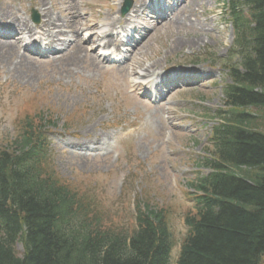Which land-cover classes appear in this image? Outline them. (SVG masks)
<instances>
[{"label": "rangeland", "instance_id": "obj_1", "mask_svg": "<svg viewBox=\"0 0 264 264\" xmlns=\"http://www.w3.org/2000/svg\"><path fill=\"white\" fill-rule=\"evenodd\" d=\"M39 1L0 0V7L16 10L29 26L38 27L43 10H48L56 21H62L68 17L66 10L73 5L67 4L68 0H42L44 6H40ZM133 1L138 4L139 0ZM177 1L159 0L163 7L170 4L173 9ZM229 1L196 0L198 7L192 14L194 2L189 7L183 5L178 20H191L183 27V33L173 24L150 29L149 14H139L130 24L141 29L134 39L139 45V38H144L140 51L132 54L136 45L130 44L116 53L108 52L106 55L112 60H104L100 57L104 52L96 50L99 60L94 62L98 65L94 72L90 57L81 55L88 65L80 67L77 73V65L64 64L70 75L67 77L47 56L33 51L32 58L39 66L24 70L20 76L16 72V58L8 74L9 66L6 67V60L0 57V149L19 137L26 123L34 126L45 123L48 127L43 130V137L51 153L49 172L60 185L94 201L96 210L106 217V227L131 230L139 206L150 204L164 210L173 241L170 264H177L181 244L188 232L185 217L195 213L194 192L190 185L198 177L210 173L204 162L211 158L213 129L221 122L219 111L225 109L224 88L230 82L228 70L232 66L239 67L236 33L224 16V12H230ZM119 3L120 0H76V23L86 18L89 26L102 27L108 16L115 20L130 18L121 16ZM153 7L154 4L152 10ZM240 9L242 12L248 10L244 6ZM153 12L165 19L163 12ZM122 26L123 20L111 36L122 33L124 37ZM144 26L148 27L146 32ZM60 29L66 32L64 27ZM125 29L128 30V26ZM88 31L82 34V39L88 38ZM5 34L8 31L0 28V38ZM195 39L199 44L192 48L182 44ZM9 42L11 40L5 43ZM175 43L182 45L181 49H175ZM0 46V56H4V43ZM43 49L51 48L45 44ZM61 49L58 46L51 50ZM17 50L24 53L22 49ZM138 63L154 66L151 72L154 74H150L153 77L164 74L165 78H174L176 72L192 68L200 69L203 76L176 83H166L164 78L163 85L159 80L160 95H163L162 107H159V101L155 102V98L151 99L146 93L152 94L151 90L138 91L134 86L141 81L133 73L134 69L141 73ZM197 82L201 84L196 85ZM86 133L112 136L106 156L94 158L92 155L96 153L90 152L88 159L77 162L67 155L70 150L65 149L66 144L76 143ZM17 249L22 251L20 245Z\"/></svg>", "mask_w": 264, "mask_h": 264}, {"label": "trees", "instance_id": "obj_2", "mask_svg": "<svg viewBox=\"0 0 264 264\" xmlns=\"http://www.w3.org/2000/svg\"><path fill=\"white\" fill-rule=\"evenodd\" d=\"M229 3L239 67L228 71L210 173L190 185L195 213L185 217L177 264L264 260V0ZM44 125L26 123L0 149V264H170L166 212L146 204L131 230L106 227L94 201L49 172Z\"/></svg>", "mask_w": 264, "mask_h": 264}, {"label": "bare ground", "instance_id": "obj_3", "mask_svg": "<svg viewBox=\"0 0 264 264\" xmlns=\"http://www.w3.org/2000/svg\"><path fill=\"white\" fill-rule=\"evenodd\" d=\"M58 1V0H55ZM65 1V0H64ZM67 4L71 5L68 12V17H64V20L62 21H56L55 18L52 16V14L48 10L42 11V21L41 24L38 27L29 26L28 21L23 19L16 10L13 11H7L3 6L0 8V28L8 29L9 31L14 30V35L8 36L9 40L13 39L11 42L4 43L0 41V43H4L3 46V52L4 56L1 59L6 60L5 66L7 68L8 74H11V66L10 64L13 62V59H17L18 68L16 69V72L18 75H23L25 72L24 70H28L30 68H33L35 66H39L37 61L32 58L29 51H27V44L25 43L26 40L33 41V43H37L36 41H39L41 44L45 43L46 47L48 48H54V47H60L62 48L60 51H53L49 50L46 54L48 59L52 61V63H56L57 67L64 70L67 77H69V72L66 70L68 68H64V64H69V66H74L75 70L78 69L77 73L79 72L80 67H83V65H88L85 63V61H82L81 55H84V58L90 57L92 61V69L93 72L95 69H98V65L94 64L95 61L99 60V56L96 55L95 51L102 49L105 52V55L107 52L110 51L111 48H114L115 51H118L120 46L122 45H128L129 43H135L133 41V38L131 37L130 33L127 34L126 38H115L112 37L111 34L114 30H116L119 27L120 21L123 20V26L129 25L131 20L139 17V14L147 13L151 15L150 9L147 5L148 2H154V0H139L138 4L136 3L130 12L129 16L130 18H125L121 20H115L111 16H108L105 20L106 23L102 27H99L98 25H88V19H84V22L82 23H76V19L78 17V12L76 9V0H72V3H70L71 0H68ZM83 1V0H82ZM188 0L183 1L180 6H177V8L170 12V15L167 20H162L160 17L154 18L151 16H148L152 19V22L149 24V27L151 29L156 28L158 25L163 26L167 24H173L177 26L178 31L182 32L183 27L187 26V24L191 23L190 18H185L182 21L178 20V14L182 12L184 7L192 6V3L194 2V10L191 12V14L196 10L195 8L198 7L196 4V0H191V3H187ZM122 1H120L119 5H121ZM40 6H44V2L42 0L39 1ZM184 5V7H182ZM213 12V11H211ZM190 14V15H191ZM198 25V24H197ZM60 26L65 28V33L60 29ZM122 26V27H123ZM120 27V28H122ZM129 27V26H128ZM144 28V27H143ZM205 28H207L205 26ZM203 28V30L205 29ZM89 30L88 32L90 35L86 39H82V34ZM104 30V31H103ZM134 33L139 32L140 28L133 27ZM100 31V32H97ZM183 33V32H182ZM6 39V38H3ZM121 39V40H120ZM24 42L23 46L22 43ZM144 41H141L138 44H136V47L133 49L132 54L136 51H140L141 43ZM183 42V40H182ZM187 43H182L183 45H189V48L194 47L195 45L199 44L198 39L186 41ZM180 44L175 43L174 47L180 48ZM1 47V46H0ZM24 51L22 53L20 48ZM38 47V46H37ZM59 54V55H58ZM103 57V55L101 56ZM104 58H106L104 56ZM19 60V61H18ZM3 64V65H4ZM9 64V65H7ZM15 65V67L17 66ZM154 66L147 67L143 63H138L137 69L141 70V73H137L136 69L133 70L134 75L139 77L141 80L140 82L134 83V86H136V90L141 91L145 87L150 86L152 89H156L155 102L158 101V97H160V92L158 91V84H154L151 80L152 75L151 73ZM16 74V73H15ZM201 76H203V72L200 69L192 68L190 70H185L184 72H178L176 75L177 80L182 81L186 79L187 81H194L195 79H199ZM15 79V76H14ZM167 83H170L169 80H167ZM198 85L201 83H197ZM186 86V85H184ZM187 87V86H186ZM160 102V101H159ZM159 107H162L161 104H158ZM110 140H112V136L110 134H105L103 136H99L96 133H86L85 137L80 138L77 140L76 143L66 144L68 147H65V149L70 150L69 153H67L68 156H71L72 159L79 162L85 159L89 158V153L94 152L96 154L92 155L94 158L97 156H106V151L109 149L110 146ZM97 152H104L102 155L97 154Z\"/></svg>", "mask_w": 264, "mask_h": 264}, {"label": "water", "instance_id": "obj_4", "mask_svg": "<svg viewBox=\"0 0 264 264\" xmlns=\"http://www.w3.org/2000/svg\"><path fill=\"white\" fill-rule=\"evenodd\" d=\"M132 6H133L132 0H127L125 6L123 8L122 14L123 15L128 14L129 11L131 10Z\"/></svg>", "mask_w": 264, "mask_h": 264}]
</instances>
